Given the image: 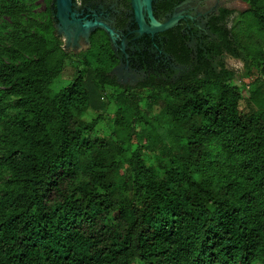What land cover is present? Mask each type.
Here are the masks:
<instances>
[{"label": "trees", "instance_id": "1", "mask_svg": "<svg viewBox=\"0 0 264 264\" xmlns=\"http://www.w3.org/2000/svg\"><path fill=\"white\" fill-rule=\"evenodd\" d=\"M36 1L0 0V264H264V0L160 32L135 86L107 32L66 52Z\"/></svg>", "mask_w": 264, "mask_h": 264}, {"label": "flooded vegetation", "instance_id": "2", "mask_svg": "<svg viewBox=\"0 0 264 264\" xmlns=\"http://www.w3.org/2000/svg\"><path fill=\"white\" fill-rule=\"evenodd\" d=\"M165 1L166 0H150V4H149L150 15L159 23H164L168 21L170 18H172V14L174 10L180 4L188 0L181 1L180 3L176 4L171 11H167V12L158 11L157 5L162 4ZM71 2H72L71 12H69L67 16L65 17L63 16V18H65L66 23L73 22V19L82 20V21L85 20L87 22L98 23V24L102 23L106 25L109 29H111L113 33L118 35L116 41H112L110 39L111 47L118 60V65L112 69V71L110 72V76L115 78L114 75L116 73L118 74L120 72H123L122 70L125 69L127 72H129L131 76L140 78L138 80L139 82L144 76L143 70L140 68L141 65L138 62L140 54H142L141 52L143 50H147L148 52L155 54V50L159 42L160 32L150 34L141 31V28L139 27L138 21L136 19L135 11L132 7L131 0H71ZM104 2H109L110 6L108 7L105 6V8H103L102 3ZM45 9L46 8L44 5L43 11H45ZM218 11L219 9L213 15H217ZM57 12L58 11L54 0L52 6V20L55 30L57 25H59L60 27L62 26L57 17ZM143 13H144V21L147 23V25L150 26L151 17L148 13V10L146 9V6ZM71 14L73 15V18L71 17L72 16ZM213 15H210L206 19V22ZM206 22L204 24H206ZM177 26L183 28L186 31L194 28L198 30V28L195 27L194 23L190 22L187 19H182V21L179 24L173 27H177ZM203 29L205 30V25ZM94 30H92L89 33V36ZM87 43L89 47V42ZM87 48H85V50ZM71 53L79 54L80 52L78 53L71 52ZM155 57L157 58V55ZM136 84L123 85V86H135Z\"/></svg>", "mask_w": 264, "mask_h": 264}, {"label": "rangeland", "instance_id": "3", "mask_svg": "<svg viewBox=\"0 0 264 264\" xmlns=\"http://www.w3.org/2000/svg\"><path fill=\"white\" fill-rule=\"evenodd\" d=\"M140 5V19L142 22V29L148 30L149 25L144 21V10H145V0H138ZM103 8L110 6L109 2L102 3ZM34 11L36 14H42L44 10V3L42 0H38L34 3ZM220 8H226L231 11H233L235 14L242 12L248 8V6L243 3L241 0H188L184 3L180 4L173 12L172 17L177 18L176 23L174 26L179 24L182 19H187L190 22L194 23L195 27L200 29V31H203L204 23L206 22V19L217 12ZM62 25L61 27L59 25L56 26V33L59 36L60 40L62 41L63 49L66 52H82L85 50V48L88 47L86 34H84V31H78L80 26L74 22L66 23V21L61 17L60 18ZM82 21V20H81ZM82 23L86 24L87 21L83 20ZM153 24V21L150 20V26ZM81 30V29H80ZM111 30V29H110ZM112 31V30H111ZM66 33H69L67 35ZM113 33V31H112ZM113 41H116L118 38V35L113 33L112 34ZM223 63L225 67L228 70H231L235 73L237 76V79L235 83L237 85H240L241 83H244L248 85L249 79L245 77V65L242 60L235 59L230 56H225L223 58ZM75 63L68 64L60 77H58L55 82L52 85V89L54 91L59 90L63 86H65L67 83L70 82V80L73 77V74L75 73ZM78 70V69H77ZM81 70V69H79ZM123 72L116 73L114 76L119 84L121 85H134L138 82L140 78H136L134 76H131L129 72H127L125 69L122 70ZM264 79V77H262ZM115 105L112 103L111 106L108 108L110 112H113L115 109ZM159 108L156 105H153V113L159 114ZM97 115L92 112H86L82 116V120L90 122L93 120ZM136 148V145H133L132 149L134 150ZM161 152H149L147 150H144L142 153L143 160L145 161L146 166L153 167L156 171H161L164 163L166 162V159L162 158Z\"/></svg>", "mask_w": 264, "mask_h": 264}, {"label": "water", "instance_id": "4", "mask_svg": "<svg viewBox=\"0 0 264 264\" xmlns=\"http://www.w3.org/2000/svg\"><path fill=\"white\" fill-rule=\"evenodd\" d=\"M132 2V7L135 11V15H136V19L138 21L139 27L141 28L142 32H146V33H156V32H162L165 31L167 29H170L174 26V24L176 23L177 18H170L168 21L164 22V23H159L158 21H156L151 15H150V8H149V4H150V0H145V6L146 9L148 10V13L151 17V21H153V24H151V26L148 27V30H144L142 29V22L140 19V5H139V1L138 0H131ZM71 0H55V5L57 8V17L59 19V21L61 22L60 18L63 16H67V14L69 12H71ZM72 15V14H71ZM73 18V15L71 16ZM65 20V18H63ZM73 22L78 24L80 26L78 31H84V34H86V39L88 42V36L89 33L94 30V29H102L105 32L108 33L110 39L113 41V37H112V31L104 24H98V23H91V22H87L86 24L82 23L81 20H76L73 19ZM81 29V30H80ZM67 35H69V33H66Z\"/></svg>", "mask_w": 264, "mask_h": 264}]
</instances>
